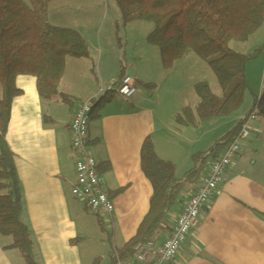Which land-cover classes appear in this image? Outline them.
<instances>
[{
	"label": "crops",
	"instance_id": "0c3cea01",
	"mask_svg": "<svg viewBox=\"0 0 264 264\" xmlns=\"http://www.w3.org/2000/svg\"><path fill=\"white\" fill-rule=\"evenodd\" d=\"M92 12L91 9L84 13ZM86 23L88 24L83 26H63L50 22L54 27L78 32L91 52L100 53L98 63L101 65L103 50L96 41L102 37V24L92 20ZM87 29L96 37V41L89 38ZM254 41V44L248 45V51L252 54L264 47V26L247 44ZM133 49L137 50L136 45ZM145 50L156 63L158 57L153 53L156 51L146 48L141 61L147 63ZM158 56L161 60L159 52ZM89 61H92L91 65L94 67L92 54L90 60H85ZM80 62L84 61L66 60L65 74L60 84V93L72 99L70 106L59 99L51 103L43 102L33 78L19 77L16 81L22 95L13 102L6 140L15 158L23 194L20 221L31 232L34 260L37 264H91L95 260L88 262L80 247L85 239L82 227L89 224L83 220L81 227L77 218L81 214L91 213L75 201L71 193L76 181L71 123L81 104L88 103L93 108L107 93L102 92L104 89L98 84L99 79H93L89 63ZM156 71L154 64L150 65L148 72L137 66L124 70L113 83H119L128 72H134L139 85L137 97L126 102L113 93L115 96H111V102L104 104L102 110L91 117L90 154L98 166L111 165V170L102 176L103 189L107 194L121 189H124L121 195L128 194L137 189L139 183H143L146 188L139 172V159L142 145L147 139L153 142L157 156L170 162L174 148L168 143V132L164 135L165 127L163 134L161 132L164 126L162 119L165 117L167 121H173L188 105L181 97L171 96L173 88H167L162 99L157 101L161 81L172 78V71L166 72L168 77ZM142 86H152L153 88H149L153 92H141ZM117 98L118 102L115 100ZM198 105L199 100L195 107ZM57 114L62 115L61 123L55 116ZM243 114L238 113L237 125L243 119ZM137 119L138 123L133 125ZM262 122L259 119L250 122L252 134L259 136L264 133ZM169 130L171 133V129ZM174 132L178 134L179 131ZM238 156L234 158L223 182L202 210L207 211V215L199 217L195 227L199 228L198 235L192 237V231L190 232L172 264H264V187L260 186L264 184V165L261 163L259 167H254L256 163L249 165L247 161L238 160ZM232 167L239 168L240 174L231 171ZM200 185V180L187 185V194L173 214L175 220L166 222L163 234L156 236L154 241L163 243L169 237L183 209L198 192ZM116 210L115 208L113 214ZM91 215L97 219V226L101 231L98 220L102 224L103 220L100 215ZM10 247L11 243L0 237V264H25L21 254ZM122 261L136 264L133 257ZM108 264H111L110 258Z\"/></svg>",
	"mask_w": 264,
	"mask_h": 264
},
{
	"label": "trees",
	"instance_id": "16d2710c",
	"mask_svg": "<svg viewBox=\"0 0 264 264\" xmlns=\"http://www.w3.org/2000/svg\"><path fill=\"white\" fill-rule=\"evenodd\" d=\"M50 0H0V237L11 239L25 264H37L30 230L20 221L23 194L15 158L7 144V132L15 99L22 95L16 86L19 77L36 80L39 98L46 103L61 100L70 106L72 99L60 93L66 60L91 59L87 42L76 31L54 27L49 22L47 6ZM124 28L142 22L153 26L147 37L148 46L158 49L165 71L189 55L205 63L216 77L222 91L217 97L206 83H198L194 91L199 100L193 110L184 108L174 118L179 128L196 129L213 119H228L239 112L249 85L246 66L264 47L251 56L230 50V44H247L264 26V0H114ZM123 80V79H122ZM122 80L118 83L120 84ZM152 87V86H149ZM153 88V87H152ZM94 103L92 117L104 104H109L113 93ZM264 120V75L259 97L247 113ZM242 130V120L220 143L202 157L199 172H189L184 181L176 178L172 162L161 160L155 146L147 139L140 151V166L152 188L149 211L136 235L121 250L111 248L109 258L115 264L132 258L131 250L141 242L154 241L164 216L184 200V188L200 180L201 173L221 158L226 146L235 142ZM111 170L110 164H99L102 177ZM124 189L108 194L110 199ZM102 232L103 224L98 220ZM91 264H101L99 258Z\"/></svg>",
	"mask_w": 264,
	"mask_h": 264
},
{
	"label": "rangeland",
	"instance_id": "374dc122",
	"mask_svg": "<svg viewBox=\"0 0 264 264\" xmlns=\"http://www.w3.org/2000/svg\"><path fill=\"white\" fill-rule=\"evenodd\" d=\"M24 2L30 4V0H24ZM91 9L93 11L92 14L84 13L90 12ZM47 11L50 22L63 26H83L88 24L86 22L91 20L101 22L102 37L100 39L97 38V41L95 40L96 37H93L92 32L87 29L89 38L99 43L101 46L100 48L103 50L101 65L98 63L100 53L95 51L91 52L94 67L91 65L92 61L80 63H89L93 79L97 77L100 81L98 84L104 90L107 91L113 81L117 80L124 70H130L133 66H137L139 69L148 72L150 65L154 64L157 67L156 73L164 74L165 77L168 75L159 59L158 49L148 46L146 41L147 37L154 29L153 26L147 23L137 22L124 28L121 15L114 0H50ZM254 43L255 41L250 42V44L233 42L230 44L229 48L234 52L251 56L252 53L248 51V45ZM134 45H136L137 50L133 49ZM145 48L156 51L153 52L156 53L158 57L156 63L153 62L155 59L153 60L151 54L149 55L146 50V56H148L147 63L141 61V55L144 53ZM171 75L172 78L161 81V92L157 96V101L162 99L167 88H173L171 90V96L181 97L182 100L187 103L188 108L195 110L198 99L194 91V86L198 83L208 84L217 97H222L221 88L213 72L193 54L177 63ZM263 75L264 53L259 54L247 64L246 79L249 90L245 93L244 104L240 111L228 119H213L203 123L196 129H187L179 128L174 124V120L167 121V119L163 117L164 126L162 124L163 127L161 128V132L163 134V129L165 127L164 135L165 132H168V137H170L167 139L168 143L174 148L170 156V162L175 164L177 180L181 182L184 181L186 175L195 169L196 159L204 156L215 148L220 141L237 126L238 113L243 112V116L249 113L255 97H259L262 91ZM149 78H151V76H149ZM141 92L152 93L153 90L150 89L149 86H142ZM115 100L116 102L119 101L118 98ZM55 116L58 122L61 123L62 115L57 114ZM138 120L139 119L134 120L133 125L137 124ZM250 122L248 128L251 131ZM140 127V130H142L141 121ZM169 129H171V133ZM174 131L179 132L177 134ZM250 134L248 139L238 140L237 142L240 149L238 160L242 159L245 162L247 161L249 165L254 162L256 163L254 167H259L261 163L264 165V133L257 136L252 134L251 131ZM139 167V172L145 181L146 188H144L143 183H139L137 189L128 192V194L120 195V197L117 196L114 199L113 205L118 211L116 210L113 216H109L106 213L100 214L104 225L103 233L97 226V219L91 214L84 213L77 218V222L81 224V227L83 225V220H85L86 224H89L87 227H82L85 230V239L80 245L83 250V256L88 262L89 260L100 258L101 264H108L111 248L116 250L122 249L127 242L136 235L137 230L147 215L150 199L152 197V188L143 175L140 165ZM231 171L237 172V175L240 174L239 168L234 169V167H232ZM254 185H257V183ZM260 186L264 187V184H260ZM186 190L187 185L184 188V196L187 194ZM177 207L165 214L161 227L156 235L157 237L163 234L162 230L166 222L170 223L171 219L172 221L175 220L173 214L177 212ZM205 215H207V211L202 212L200 217L203 218ZM197 233H199V228H194L191 232V236H197ZM3 239L12 244L11 239Z\"/></svg>",
	"mask_w": 264,
	"mask_h": 264
},
{
	"label": "built area",
	"instance_id": "2783aa9c",
	"mask_svg": "<svg viewBox=\"0 0 264 264\" xmlns=\"http://www.w3.org/2000/svg\"><path fill=\"white\" fill-rule=\"evenodd\" d=\"M104 94L114 93L120 99L131 102L137 97L139 88L135 79L126 76L120 84L113 83L108 90L102 91ZM92 117V107L88 103L81 104L74 115L71 123L72 151L75 156L76 181L72 185V197L83 205L91 214L100 215L106 213L113 215L115 208L113 202L103 189V180L98 172V164L89 151V125ZM254 115L247 114L242 119V130L238 139L225 146L221 158L211 164L206 172L201 173L200 188L193 195L183 209L176 224L163 242L157 241L141 242L131 251L136 264H172L182 244L187 240L190 232L197 226L202 210L209 203L218 186L221 185L228 168L240 149L238 140H246L250 136L248 124L255 121ZM202 163H198L195 171L199 172ZM117 264H123L122 259L116 256Z\"/></svg>",
	"mask_w": 264,
	"mask_h": 264
},
{
	"label": "water",
	"instance_id": "95a60500",
	"mask_svg": "<svg viewBox=\"0 0 264 264\" xmlns=\"http://www.w3.org/2000/svg\"><path fill=\"white\" fill-rule=\"evenodd\" d=\"M127 76L135 79V73L134 72H128Z\"/></svg>",
	"mask_w": 264,
	"mask_h": 264
},
{
	"label": "bare ground",
	"instance_id": "6f19581e",
	"mask_svg": "<svg viewBox=\"0 0 264 264\" xmlns=\"http://www.w3.org/2000/svg\"><path fill=\"white\" fill-rule=\"evenodd\" d=\"M133 249V248H132ZM132 251V250H131ZM118 256V255H117ZM133 256V255H132ZM115 264H117V258L115 257ZM123 264H127L126 262H123Z\"/></svg>",
	"mask_w": 264,
	"mask_h": 264
}]
</instances>
